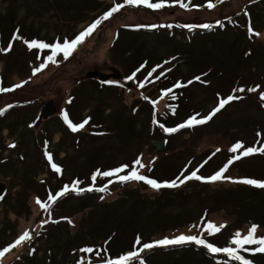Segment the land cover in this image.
Here are the masks:
<instances>
[{
  "label": "rangeland",
  "instance_id": "obj_1",
  "mask_svg": "<svg viewBox=\"0 0 264 264\" xmlns=\"http://www.w3.org/2000/svg\"><path fill=\"white\" fill-rule=\"evenodd\" d=\"M99 1L111 2V0ZM183 2L187 5L186 8L179 6L180 0H168L167 5L170 6L157 10V12L146 7L132 10L133 6L128 5L119 16L103 21L93 34L78 46L68 60H64L62 55L58 56V67L49 64L47 68L34 76L32 75L33 69L44 62L46 57L44 52L47 50L43 51L40 60L36 58L40 61V64L36 65L37 62H33L34 55L31 51L36 54L38 50H29L27 44L24 43V41L29 42L32 32L37 40L46 43H50L51 40L50 44L56 41L63 42L65 39L72 40L76 37L75 35H79L104 14L102 10L96 13L90 11L86 18L87 21L80 23L79 16L76 20H72L69 15L56 9L57 6L66 5V0H0L2 37L5 41L9 38V35H5L8 30L14 35V38L10 37L6 43L2 41V37L0 38V79L9 78L10 80L6 81L7 84L13 85L12 88L17 84L22 85L12 91L13 95L6 94L0 97V111L4 112L1 115L3 118L0 119V197H2L0 199V250L14 243L26 231L32 237L30 241L23 242L20 246L5 253L0 258V264H40L48 258V256L45 257L46 252L48 254L50 252L58 260V263L52 262V264H77L87 256L91 260L88 264H106L108 252L105 249L96 252L97 245L94 246L92 253L87 254L80 250L79 253L82 254L76 255H74L76 250L73 248H70L72 254L65 252L61 245L56 249L50 247L49 244L52 243H60L63 246L70 243L73 247L81 245L83 249L82 245L89 244V242H83L82 235H90L93 238L94 235L90 230H97L99 224L92 222L91 216L90 219L88 217L89 221L84 222L83 218L86 217L87 211H70L80 205V200L74 199L69 201L67 206L63 205L66 207V213L62 211V204L67 203L66 201L54 204L47 202L55 187L57 189L64 185L71 187L79 181L78 185L87 186V189L98 188L106 181L101 188H107V191L101 192L99 196L96 195L105 202L100 200L98 202L97 197L85 202L91 207V214L96 213L99 222L110 214L112 206L102 208L100 207L102 203L112 204L116 201L115 199L126 195L128 190L140 194L141 198L154 197L157 190L149 185H146L149 190H145L141 186L142 181H129L122 184L118 177L102 176L104 179L95 184L90 179L86 180V176L92 172L102 173L114 170L119 164L120 167L128 166L127 170L120 175L128 174L135 169L141 175L148 177L151 176V170L158 166V163L160 164V160L168 156V160H162L163 169L170 174L177 172L179 176L177 182L193 171L204 178H209V174L219 166L213 161L201 167V159L210 151L218 152L217 149H219V152H222L217 160L222 159V156L223 159L227 156L234 158L236 153H232L230 149L234 145L232 142L235 138L243 139L241 143L246 144L245 148L264 146V101L260 100V95H264V79L258 80V77L251 79L252 81L243 77L231 82L226 75L222 76V72L221 76L217 73L220 77L215 81V86L220 83L226 86V92L221 90L224 95L220 99H227L229 95L239 97L238 99L227 104L225 109L216 115L213 123L204 128L198 125L192 130L188 129V132L179 131L177 133L180 134L175 133L174 137L159 130L160 121L164 122V120L156 118L164 117V113L170 110L168 103L176 101L168 100L170 99L169 94L164 95L162 99H156V94L161 92L159 87L163 84H159L157 90L156 86L153 89V79L145 82L142 77H135L133 74L136 73L135 66L128 58L129 53L136 50L135 54L138 58L140 57V60L146 58L150 62H157L163 56L171 57L172 53L183 55V44L180 42L184 43L183 47L188 52L194 51V48L213 51L215 46H211L210 43L200 38H194L196 33L203 31L204 25L208 26L205 31L215 30L216 28L211 29L213 25H219L221 21H232V18L241 14L247 5L250 6L249 14L255 20L264 14V0H222V2L213 3L215 7L212 9H209L206 4L205 7L197 10L190 8L189 0H183ZM251 3H256V7L253 8ZM95 15L96 19H94ZM197 18H205L207 21L194 23ZM189 23H192L189 28H196L194 32L189 33L177 29ZM138 26L146 28V33L143 31L142 34L134 33L135 31L129 33V31L122 30V39L117 42L121 27L135 28ZM171 26L175 27V33L169 29ZM15 32L21 37L20 39L15 38ZM125 32L128 33L127 36H130L128 41L124 36ZM116 42L118 44L113 49ZM253 43L255 46L264 47V31ZM10 44L11 51H3ZM148 53L152 56L144 57ZM217 53L224 55L220 50H216ZM219 55L213 54L215 57ZM13 58L18 61H12ZM184 64L185 62L179 58V61H172L171 65H165L163 68L172 70V67H176L173 71L174 77L171 75L175 80H179L180 75L189 76L196 73ZM251 70L253 72L255 68ZM115 72L119 73V80L113 78L108 82H102L98 77V75L105 74L111 78ZM109 82L110 85H104ZM212 83L207 87L208 82L206 81L203 84L189 86L188 89L182 91L180 95L184 97L183 101L173 105L175 111L178 107L179 117L185 113L190 114V112L197 113L199 117L207 116L218 106L220 99L214 101L211 95L219 91L212 86ZM141 84L143 87L140 86ZM107 86L110 88L107 89ZM239 88H244L245 91H236ZM251 88H256L257 91H248ZM207 89L212 91L206 92ZM229 90L234 93H228ZM244 94H248V97L244 98ZM176 95L177 91L174 92V97ZM70 97L76 100L70 106L68 119L73 124L88 120L85 127L77 132H72L64 120V115L67 113L65 104ZM29 101L32 102L31 106L10 110L13 105ZM50 103L53 105V112L47 118H41V112ZM167 116L166 123L172 124L171 115ZM162 128L165 126L163 125ZM206 128L211 130L229 128L231 132L236 130L239 133L235 134V138L222 139L216 133L210 135V132L204 130ZM18 132L29 136L32 134L36 140L32 139L29 145L25 146L24 153L29 154L28 158L23 157L24 153L14 152L10 148V145L20 136ZM50 136L52 146L47 149L41 147L40 145L49 142ZM172 138L175 140L174 143ZM166 139L171 140V143L164 144V149L158 150L157 141L161 140L166 143ZM61 140L63 142H60ZM58 144H62L63 152H58V157L54 158L55 155L51 150H54ZM46 152L52 156L51 163L45 155ZM138 159L143 167L135 163ZM52 163L61 168L60 173L52 169ZM231 167L233 168L225 173L226 177L231 178L230 180L225 179L214 183L189 180L177 189L174 188L171 195L164 197L158 203L152 200L143 201L144 204L140 206L142 212L135 211L131 219H125L127 222L119 234L128 238L138 235L139 231L145 232L149 226V223L143 219L166 215L172 218L177 217V220L165 228L164 234L167 235H160L154 240L172 239L181 234L196 236L203 234V238L208 242L216 238L219 244H223L226 238L230 241L236 231L246 235L252 224L262 223L256 217L257 212L262 210L261 207L264 208V189L231 181L245 178L264 181V155L257 153L256 157L253 155L242 157L239 161H234ZM75 176H80V178L76 179ZM45 179H49L47 183L44 182ZM30 180L33 182L31 190L29 189V192L24 195V183L31 184ZM62 198H58L57 201ZM37 200L49 205L48 212L40 207ZM133 212L126 214V217ZM69 216H72V219ZM67 219H70L71 223ZM137 219L139 221H135ZM208 222H212L217 227L222 225L224 227L215 236H209L203 231ZM109 223L106 222L105 226ZM42 225H45L42 237H38L42 233H30L35 226L41 227ZM155 231L152 229L151 232L146 233L148 237H151ZM46 235L50 237L49 243L46 241L47 238H44ZM257 236H264V223L258 229ZM127 246L130 247L129 244ZM247 247L254 248L255 246ZM182 248H187L190 252L183 255L178 253V258L170 264H213L205 262L201 258V252H196L201 250L193 245H185ZM156 252L163 253L162 250ZM191 252L197 253V256L193 257L194 254ZM204 253L207 254L202 251V254ZM241 254L245 258H252L250 252ZM60 255L62 258L59 260ZM140 258L145 260V256L141 255ZM204 258L207 259L205 254ZM259 262L264 264V257H261ZM44 264H49V262L46 260Z\"/></svg>",
  "mask_w": 264,
  "mask_h": 264
},
{
  "label": "trees",
  "instance_id": "obj_2",
  "mask_svg": "<svg viewBox=\"0 0 264 264\" xmlns=\"http://www.w3.org/2000/svg\"><path fill=\"white\" fill-rule=\"evenodd\" d=\"M66 1H67V4L62 5L63 8L60 6H57L56 9L61 11L62 13L64 12L65 14L69 15L72 20H76L77 16H79L80 17V19H79L80 23L87 21L86 18H87L88 13L90 11L92 13H96L97 11L102 10V13L105 14L112 7H114L116 4H126V0H111V2H108V1L100 2L99 0H66ZM216 1L222 2V0H189L188 5L190 6V8H192V10H194V9L197 10V9H201V8L205 7V5L209 2L216 3ZM152 2H154V3L160 2V0H152ZM165 3L168 4V0H165ZM252 3H251V5L253 6V8H255L256 3H254V4H252ZM133 8L134 9H132V10H137V7L133 6ZM249 8H250V6L247 5L244 8V11L241 12V14L239 13L232 18L233 19L232 21H221V23L219 24L220 27H217L219 25H213V27L211 29L216 28L215 30L206 31V32L201 31L200 33H196L194 38H200L202 41L210 43L211 46H215L214 47L215 49H213V51L202 50L203 48L202 49H199V48L195 49L194 48V51L188 52L183 47L184 43L180 42L181 44H183L182 45L183 55H177V54L173 55V53H172L171 57L169 56V58H166L163 56L157 62H150V60H148L146 58H144L143 60H140L139 59L140 57L138 58L137 54H135L136 50H134L133 52L129 53V55H128V58L131 59L132 64H134V66H135L134 70L136 73H133L134 76L135 77L138 76V78L142 77L145 82H148L151 79H153L152 80L153 84L151 83L153 85V89H154V86H156V89L158 90V85L163 84L162 86L159 87V90L161 92H160V94H156V96H157L156 99H158V100L162 99V97L164 95L169 94L168 97L170 99H168V100L176 101V102H174L175 104H179L180 102L183 101L184 97L182 95H180L183 90L188 89L189 86H193L196 84H203L206 81L208 82L207 87H209L210 84L214 81L212 83V86L215 87L217 89V91H219V92L214 93V95H211V97H213L214 101L219 100L224 95L221 92V90H224L226 92L225 84L220 83L218 86H215L216 85L215 81L221 76V72L223 74L222 76L226 75V77L231 82H235L237 78L241 79L243 77H247L248 81H252L251 79H255L256 77H258V80L264 79V47L255 46L253 43L256 40L257 36L260 35L261 33H263V31H264L263 30L264 29V14L262 17L255 20L254 17L249 14ZM125 10H126L125 7L122 8L119 12L114 13L111 18L119 16V14L124 12ZM96 18H97V16L95 15L94 19H96ZM205 21H207V19L197 18L196 22H194V23H198V22L202 23ZM189 25H192V23H189L185 26L177 27V29H180L183 31V29L188 28L187 26H189ZM249 27H251V29H252L251 32L249 31ZM192 28L196 29L195 27H192ZM145 29L146 28L140 27V26L135 27V28L121 27L119 30V36L117 38V42L119 40L121 41V39H122V37H121L122 36L121 31L122 30H125L126 32L129 31V33H131L132 31H135L134 33L142 34L141 32L142 31L145 32ZM169 29L173 30L172 32L175 33V27L174 26H171ZM205 29H206V27L203 28L202 30L205 31ZM153 31H155V30H153ZM126 32H125L124 36H125L126 40L128 41L130 39V36H127L128 33H126ZM150 32H152V31H150ZM5 35H9V38L6 41L10 40V37H11V39L14 38L13 33L10 34V30H8V33H5ZM16 36H17V33L15 32V37ZM23 36H25V35L23 34ZM75 36H77V35H75ZM1 37H2V32L0 31V38ZM119 37H121V38H119ZM32 40H37L36 37L34 36L33 32L31 33V36H29V42H31ZM2 41L4 43H6L4 37H2ZM38 41H41V40H38ZM117 42L114 44L113 49L118 44ZM50 43H51V40H50ZM216 50L222 51L224 53V55H219L218 53L216 54ZM31 52H33L32 55H34L33 62H37L36 65L40 64V61L36 60V58H38L40 60L41 59L40 57L43 55V52H40L39 50L37 51L36 54H34V51H31ZM48 54H50V52H48V51L44 52V55H48ZM213 54L219 55V56L215 57V56H213ZM168 55H170V54H168ZM147 56H152V55L150 53L144 55V57H147ZM179 58L181 59L182 62H185L186 67L188 69H192V72L195 71L196 73L194 75H189V76H186V75L181 76L180 75V77L178 78L179 80H175L173 78L174 77L173 71H175L176 67H172L173 68L172 70H170V68L165 70L163 67L165 65H169V64L171 65L172 61H179ZM14 60L18 61L16 58L12 59V61H14ZM253 67L255 68V70L252 72L251 69ZM28 72L30 74V70ZM217 73H220V76H218ZM190 74H191V70H190ZM198 76L200 77L199 81L196 80V77H198ZM6 80H10V79L7 78ZM6 80L4 78L0 79V87L12 88L13 85L7 84ZM177 83L181 84L182 87L177 88L176 87ZM109 88L110 87L107 86V89H109ZM209 90L212 91L211 89H207L206 92H208ZM151 91H154V90H151ZM175 91H177V95L173 99L172 97H174ZM155 92H157V91H155ZM228 93H234V92L229 90ZM6 94L7 95H13L12 91L11 92H2V93H0V97H1V95L6 96ZM226 95H228V94H226ZM243 97L247 98L248 94H244ZM71 98L72 97H70V99H69V101H71V103H69V101H68L67 104H65V106L67 108L66 112H67L68 117H70V114H69L70 113L69 109H71L70 106H72L74 101L76 100V99H71ZM31 103L32 102L29 101L28 103H21V104H18L16 106L13 105V107H10V110L28 107V106H31L30 105ZM174 103H168L170 110L168 113H164L165 114L164 117H161V119H160V117L156 118L157 120H164V122L160 121L161 125L158 126V128H159V130H161V132H164V128L161 127L163 125L165 126V128H173L175 126L180 125L181 123H185L189 118H191L194 115L197 116L198 119L206 117V115H203V116L201 115V117H199V115L197 113H194V112H192V113L190 112V114L185 113L183 115H180V117H179V114L177 112L178 107H177L176 111L173 108ZM32 106H33V104H32ZM151 107H153V105H151ZM224 109H222V110H224ZM222 110L220 112H222ZM219 113H217V114H219ZM167 115H169V116L171 115L170 117H171L172 124L170 122L166 123L167 118H168ZM1 118H3V117H0V119ZM215 118H216V116L213 117V119L211 121H209L208 123H206L204 125H200L201 128H204L207 125H210L211 123H213V120ZM71 120H73V118H71ZM114 123L116 124L115 121H114ZM115 127H118V126L115 125ZM188 129L192 130V128H184V129H180L179 131L186 130L188 132L189 131ZM204 130L206 132H210L211 133L210 135H213L214 133H216L217 136H220V138H222V139H225V138L230 139L231 137L235 138L236 137L235 134L239 133V132H236V130H233V132H231L229 130V128H227V129L224 128L221 130H219V129L211 130L209 128H206ZM179 131H177V132H179ZM177 132H175V133H177ZM200 132H203V131H200ZM18 133L20 134V136L18 137L17 140H15L13 142V144H11V145H15V147H10V148H12V150L14 152L23 154L26 151L25 146L27 144L29 145L31 140L34 138L32 137V134L29 136L27 134L23 135L21 132H18ZM175 133H171V135L174 137ZM177 134L179 135L180 133H177ZM72 135H75V134H72ZM173 139L174 138H172V142L174 143L175 140H173ZM51 140H52V137L50 136L49 142H46L45 145H40V146L44 147L45 149L49 148L50 146H52ZM166 141H167V139H166ZM242 141H244V140L243 139L240 140V139L235 138L234 142H232V145L236 144L237 142H242ZM60 142H63V140H61ZM168 142L171 143V140L167 141L165 143V145H169ZM61 145L62 144H58V145H56L54 150L53 149L51 150L55 155L54 158L56 156L58 157V152H63ZM40 146H38V147H40ZM244 146H246V144ZM46 153H49V152H46ZM46 153H45V155H46ZM53 153H51V154H53ZM220 155H222V152L210 151L208 154H205L204 157L201 159V164H202L201 167L209 165L213 161H215L216 164L217 163L219 164V166L215 170H213L212 173L209 174L210 177L212 175H214L217 171L221 170L226 165H228L229 160L233 159L232 157H229V156H227L225 159H223V156H222V159L217 160V157ZM25 156L28 158L29 154L24 153L23 157L25 158ZM37 156H38V154H37ZM256 156H257V154L253 155V157H256ZM250 157H252V156H250ZM163 159L168 160L169 157L166 156ZM162 160H160V164L159 163L157 164L158 166H156L153 170H151V172H150L151 176H148V178L155 179L158 182L177 180V177H179L177 175V172L170 174V173H167L166 171H164ZM119 167H120L119 164H117L116 168H119ZM232 168L233 167H231V165L228 167L229 170H231ZM94 174H95V172L94 173L92 172L89 175H87L86 180L90 179V181L93 182L91 178ZM51 176H53V175L51 174ZM75 177H76V179L80 178V176H75ZM103 179L104 178L102 176H98L96 178L95 182H93V183H95V184L99 183V181H101ZM249 179H252V178H249ZM47 180H49V179H45L44 182L47 183ZM256 180H258V179H256ZM105 183H106V181H104V183H102L98 188L93 187L94 190L91 191L90 193L88 191H83V192H81V194L77 195L75 192H72V193L64 196L61 200L56 201V203L66 201L67 203H63L62 206L63 205L67 206L68 202L71 200H74V199L80 200L81 203H83V204L80 203V205H78L75 208V210H70V211H74V212H82V211L85 212V211H87L88 213L86 214V217L83 218L84 222L89 221L90 216H91V218L93 219L92 222H94L96 224L99 223L97 230H90L92 232V234L94 235L93 238L90 235H87V236L82 235L83 242L84 241L89 242V244L86 243L85 245H82L83 248L90 247L93 249L94 246L97 245L98 247L96 249V252H98V250L102 251V249H105V251L108 252L107 253L108 259H116V258H119L120 255H125V254L129 253L130 251H138L143 243H151V242H154L157 240H161V238L155 239V240H154V238H156L160 235L162 236L165 233V228L169 227L170 225H172L177 220V217L172 218L171 216L158 215L154 218L143 219V221L149 223V226L147 227L145 232L139 231L140 233L138 235H135L133 237L131 236L129 238L119 234L122 231V229L125 227V224L127 222L125 219H131V217H133L135 215V211L137 213L139 211H141L140 206H142L144 204V203H142L143 201L152 200V201H156L158 203L159 201L164 199V197H168L169 195H171V192H174V189L162 188V189L157 190L155 192V193H157L156 196H154V197L145 196L144 198H141L140 194H137L131 190H128L126 195H124L123 197L120 196L118 199H115L116 201L114 203H112V204L102 203L103 205L100 206L102 208H108L111 205L112 206L110 209V214L107 215L106 218H103L101 221L98 222L99 218L97 219L96 213L93 212L91 214V207L88 206V204L85 202L86 201H92L94 197H97L96 195L99 196L101 194V192L97 191L96 189L101 188V186ZM32 184H33L32 181H31V184L29 182L24 183V187H25V194L23 193L24 195H26L29 192V189L31 190ZM146 185L147 184L142 183L141 186H143L145 190H149ZM58 187H60V186H58ZM61 188H63V187H61ZM61 188L57 189V187H55L52 195L55 196L57 193H59L62 190ZM78 188L79 189H87V186L78 185ZM99 200H100V198L97 197L98 202H99ZM100 201L105 202V200H100ZM47 202H49V200ZM65 206H63V209H62V211L64 213H66V211H67ZM1 208H2V205H1ZM59 209H61V207ZM261 209L262 210L260 212H257V217H256L262 222L261 224H259L260 226L264 223V208L261 207ZM129 212H133V213L127 215V217H126V214H128ZM64 217H66V216H64ZM64 217H62V218H64ZM69 217L72 219V216H69ZM88 217H89V219H88ZM67 220L70 221V219H67ZM135 221H139V219H137ZM106 222H110V223L105 226ZM44 227H45V225H42L41 227L35 226L32 229L33 231H31L30 233L39 232V234H41V233L42 234L38 235V237H42L44 234V230H43ZM152 229L156 230V231H155L153 236L148 237V233H146V232H151ZM108 235H111V236H108ZM164 235H167V234H164ZM232 235H233V232H232ZM16 238H18V237H16ZM44 238H47L46 241L48 243L50 242V237H47V235H46ZM137 238H139L141 240V245H136L135 241L137 240ZM217 240L218 239L213 238V240L211 242L210 241L209 242L213 243L217 247H227V246H229L228 244H230V241L228 240V238H226V241H224L223 244H219L217 242ZM92 243H95V244H92ZM128 244L130 245V247L127 246ZM49 245L52 249H54V248L56 249L61 245L62 247H64L65 252L68 251L67 253H72L70 251V248H73L76 250L74 255L82 254V253H79V251L82 250L81 245L75 246V247L71 246L70 243H67L66 245L64 244L65 246H63V244H60V243H52ZM189 246H191V245H189ZM193 246L196 247L198 250H201V251H196V252H201V256H202L201 258H203L205 262H211L213 264H239V262L232 261L230 258L224 256L223 254L213 255V254L208 253L207 250L202 248V247L195 246V245H193ZM4 247L1 250H3ZM182 247L183 246H170L167 248H155L152 250H145L144 252L140 253V256L141 255L145 256V260H144L145 264H170L173 262L174 259L178 258L177 257L178 253H181V255H183V254L190 252V251H188L189 249L182 248ZM157 250H162L163 253H160V252L157 253L156 252ZM202 251L207 252L208 256L206 253H204L205 257L207 259L204 258V254H202ZM191 253H193V252H191ZM193 254H194L193 257L197 256V253H193ZM259 254L260 253H257L255 255L251 254L252 255L251 260L254 262V264H261V262H259V261H260L261 257H264V254H262L260 256H259ZM47 256H48V258L41 261L40 264H44L46 260L49 262V264L50 263L52 264V262L58 263V260L55 259V257L52 254H50V252H49V254L47 252L45 253V257H47ZM61 258H62V255H60L59 260ZM42 259H44V258H42ZM82 261L84 262V264H88V263H90L91 260H90V257L87 256ZM104 261H106V260H104ZM230 261H232V262L230 263ZM133 263L138 264V261H134Z\"/></svg>",
  "mask_w": 264,
  "mask_h": 264
},
{
  "label": "snow or ice",
  "instance_id": "obj_3",
  "mask_svg": "<svg viewBox=\"0 0 264 264\" xmlns=\"http://www.w3.org/2000/svg\"><path fill=\"white\" fill-rule=\"evenodd\" d=\"M126 4L129 6H134V7H146L149 9H152L154 11L161 10L165 8L167 5L165 3V0H160V2H152V0H126ZM179 6L181 8H186L187 5L183 2V0H180ZM125 7V4H116L114 7H112L108 12H106L102 17L96 19L89 27H87L84 31L79 33L74 39L72 40H67L65 39L63 42L56 41L52 44L38 41V40H32L31 42L24 41V43L27 44V47L29 50H39L40 52H43L47 50L50 52V54L46 55L44 62H42L38 67L33 69L32 75H36L37 73L41 72L45 68L51 65L59 66L57 57L61 56L63 57L64 60H68L74 52L77 50L78 46L81 45L85 39L93 34V32L102 24L103 21H107L109 18L113 16L114 13L119 12L122 8ZM207 7L209 9H212L215 7L213 3H208ZM204 27H208L207 25H204ZM249 31L251 32L252 29L249 27ZM16 39H20L21 37L17 35L15 37ZM3 51H11V44L8 46L7 49H4ZM132 77H130L131 79ZM196 80L199 81L200 77H196ZM191 83V82H190ZM143 87V84L140 85ZM22 87L21 84L15 85L14 88H4L0 87V93L2 92H11L14 91L16 88ZM176 87H182L181 84L177 83ZM236 91L239 92H244V88H239ZM250 92H256V88H251L248 89ZM175 97H173L174 99ZM239 97H236L234 95H230L227 97V99H220L218 106L213 109V111L207 115L204 118L198 119L197 116H192L189 118L185 123H181L177 127L173 128H164V131L171 134L179 131L180 129L184 128H193L197 125H204L211 121L213 117L217 115L222 109L225 108L227 104H229L231 101L234 99H238ZM260 100L264 101V95H260ZM71 103V101H69ZM4 112L0 111V115H3ZM64 120L68 124V127L71 129L72 132H77L85 127V125L88 123V120H85L83 123L80 124H73L69 119L67 113L64 115ZM163 127V126H161ZM258 135H260L258 133ZM10 147H15V145H10ZM244 149L242 152L239 150ZM219 151V149H217ZM230 151L232 153H236L233 159L229 160L228 165H226L224 168L221 170L217 171L214 175H212L209 178H204L200 175L197 174L196 171H193L190 175L184 177L183 179H180L179 182L176 180L173 181H165V182H158L155 179L148 178L144 175H141L137 170L133 169L130 171L128 174L125 175H120L121 173H124L128 166L124 165L119 168H116L114 170L110 171H104V172H99L97 171L93 176H92V181L95 182L96 178L98 176H103V177H118V180L120 183H126L129 181H142L143 183L149 185L151 188L155 190H160L162 188H168V189H174L185 182L189 180H197V181H204L207 183H214L217 181L225 180V179H231L230 177H226L225 173L228 171V167L234 162V161H239L242 157H249L254 154H262L264 155V146L261 147H247L245 148L243 143L237 142L234 144ZM47 159L49 163L52 161V156L50 154H47ZM137 165H140V167H143L141 164L140 160L138 159L135 161ZM52 169L56 173L61 172V168L58 167L56 164L52 163ZM231 182L233 183H240L244 185H249L253 186L258 189H264V181H259L256 179H240V180H232ZM79 184V181H76L71 187L68 185H64L63 189L57 193L55 196L49 195L48 199L50 203H55L58 198L64 197L72 192H75L77 195L81 194L83 191H88L91 192L94 189L93 188H88V189H79L77 185ZM97 191L100 192H105L107 191V188H99L96 189ZM2 199V197H0ZM37 203L40 204V207L45 210V212H48L49 210V205L41 203L39 200H37ZM69 223H71L69 221ZM224 227L223 225L220 227H217L215 224L212 222H208L204 228V232H206L209 236H215L217 233L221 231V228ZM260 228V225L257 224H252L251 227L248 229L247 234L244 235L240 231H236L234 233V236L230 240V245L232 246H227V247H217L213 243L208 242L206 239L203 238V234L200 236L196 235H179L176 236L175 238L169 239V238H164L161 240H157L151 243H143L142 246L139 248L138 251H130L129 253L125 255H120L119 258L116 259H108L106 261V264H133V261H138V264H145L144 260L140 258V253L144 252L145 250H152L155 248H167L170 246H185V245H195L202 247L207 250L208 253L216 255V254H223L224 256L230 258L232 261L239 262V264H254V262L251 259L245 258L244 255L241 253L243 252H250L252 255H255L257 253L264 254V236H257L258 229ZM32 239L31 235L29 232H24L22 235L19 236L18 239L15 240L14 243L10 244L8 247L4 248L3 250H0V258H2L5 253L11 251L12 249L20 246L23 242L25 241H30ZM136 245H141V240L137 238L135 241ZM247 246H255L254 248H250ZM82 251L84 253H92L93 249L90 247L83 248ZM78 264H84L83 261L78 262Z\"/></svg>",
  "mask_w": 264,
  "mask_h": 264
},
{
  "label": "water",
  "instance_id": "obj_4",
  "mask_svg": "<svg viewBox=\"0 0 264 264\" xmlns=\"http://www.w3.org/2000/svg\"><path fill=\"white\" fill-rule=\"evenodd\" d=\"M99 79L102 81V82H108L109 79H113V78H117V80H119V73L118 72H115L114 75H111V78L108 76V75H105V74H101V75H98ZM54 108H53V105L52 103L48 104L47 107H45L43 109V111L41 112V118H47L49 116V114L51 112H53ZM156 148L158 150H161L163 148V143L162 142H157L156 143Z\"/></svg>",
  "mask_w": 264,
  "mask_h": 264
}]
</instances>
